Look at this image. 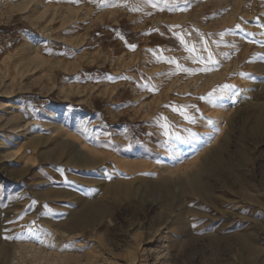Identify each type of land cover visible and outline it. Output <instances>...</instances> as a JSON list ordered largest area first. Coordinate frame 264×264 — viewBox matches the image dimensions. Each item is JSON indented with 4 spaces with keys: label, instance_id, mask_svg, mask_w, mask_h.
<instances>
[{
    "label": "rangeland",
    "instance_id": "rangeland-1",
    "mask_svg": "<svg viewBox=\"0 0 264 264\" xmlns=\"http://www.w3.org/2000/svg\"><path fill=\"white\" fill-rule=\"evenodd\" d=\"M112 3L0 0V247H11L0 264H264L262 234L261 255L247 257L232 234L213 249L219 223L195 230L201 215L227 216L228 230L249 224L233 180L204 201L179 188L169 201L163 189L219 148L230 120L248 128L264 105V0H187L185 11ZM229 83L223 107L209 103ZM184 105L195 106V124L172 110ZM161 117L182 136L198 134L196 143L166 151ZM240 144L247 157L236 172L264 188V140Z\"/></svg>",
    "mask_w": 264,
    "mask_h": 264
},
{
    "label": "bare ground",
    "instance_id": "bare-ground-1",
    "mask_svg": "<svg viewBox=\"0 0 264 264\" xmlns=\"http://www.w3.org/2000/svg\"><path fill=\"white\" fill-rule=\"evenodd\" d=\"M235 76H236L234 77L235 80L233 79L235 83L243 84V78L239 74ZM238 99H239V94L233 95V100H238ZM248 117L252 121L248 128L246 126L245 119L240 118L238 121L230 120V123H232V126L224 134L223 136L224 140L222 141L219 148L217 150L212 151L209 155H207L206 158L201 161V163H198V162H196L197 164L193 163L192 166L194 167V170L191 173V175L187 178L188 180L185 179L182 181V183L177 182L176 185L178 186L176 185L175 187L170 186L172 188H166V187L163 188L165 190L164 192L165 198H167L166 200L169 199V201H170L171 196L169 195L168 191L172 190V192L174 191L175 193V191L178 190V188H179V197L183 198L189 195L188 190H192L193 197L197 198L200 201H204V195H206V193H211L213 191V186L215 183L223 182L222 183L223 187L227 188L234 181L235 186L240 189V195L242 197L241 199L243 200L242 205L250 208V211L247 213L248 217H246L249 224L247 226L239 225L237 227H234V229L232 230H228L227 225L231 222H229L227 216L221 215L220 218L218 217L210 218V217H205L201 215V216H198L200 217V219L198 221L196 220L197 227H195V230L199 232V234L200 233L203 234L206 229L210 227H214L216 223H219L217 224L218 227L215 230L216 232L214 231L215 232L214 234H216V236H213L212 234H211L212 236L210 235L211 237L210 243L213 246V249L215 250V248L216 249L221 248V244H222L221 242H223L221 240L222 239L224 240V238H227L229 235L232 234L231 235L233 236L232 239H234L237 242L238 246L240 247V249H242L244 254L246 253L247 257L253 256V255H259V254L261 255V252H262V248L260 247L261 245H259L257 242H259L258 241L259 235L260 234L264 235V188H260L258 184L255 186L256 180L253 177L240 175V173L238 174V172L236 171H237L238 166L247 157V152H246L245 147H243L240 144L242 140L248 139L251 142H254L255 140H260V141L264 140V123H263L264 122V105H261L260 108L258 110H255L252 114L250 113ZM233 123L236 124L237 127H234ZM231 140L235 141V146H234L233 151L232 149H230L233 143V141ZM196 160H198V157H196L195 161ZM208 177L209 178L211 177L214 179L210 180ZM231 180L233 181L231 182ZM167 192L168 194H166ZM260 192H263V194L259 195ZM85 222H86L85 220L76 219L75 221H73V224H75L78 227ZM175 222L177 225V232L182 234L185 237V240L182 242V245H189L190 240L189 238L186 239V237H189L187 236L188 227L186 225V222H184L183 220H179ZM9 245L11 244L9 243ZM11 246H13V244ZM228 246L229 245H223V248H228ZM8 248L11 249V247H6L4 245L0 247V256L2 254L4 256V259L6 258L5 256H7L6 253H7ZM4 259L2 257V262H4Z\"/></svg>",
    "mask_w": 264,
    "mask_h": 264
},
{
    "label": "snow or ice",
    "instance_id": "snow-or-ice-1",
    "mask_svg": "<svg viewBox=\"0 0 264 264\" xmlns=\"http://www.w3.org/2000/svg\"><path fill=\"white\" fill-rule=\"evenodd\" d=\"M67 2L70 3H76L78 4L80 0H67ZM90 2L95 3L96 0H90ZM103 2V0H101ZM143 5H149L153 8H159V10L163 11L167 9L168 11H185L187 10V0H185V4L183 6L180 5V0H134V3L132 5L133 11H139ZM112 6L115 7L117 4L115 3V0H113ZM239 27V26H237ZM178 38L180 39L181 43H184V38L182 35L177 34ZM223 35L221 34V39H223ZM264 44V41L261 42ZM133 48L135 46H132ZM186 50L189 52H195V47L188 48L187 45H185ZM207 50V49H205ZM159 59V57L157 58ZM193 62H196V60H200L201 63H204L203 58L200 57H192ZM207 61L209 63L215 64L218 63V61L215 59V57L212 55L211 52H209ZM168 63L176 64V70L191 73V69L184 68L181 65L177 64L174 59H170L167 61ZM207 71L208 69H204ZM147 87V86H146ZM235 91V85L225 84L220 86L218 89H214L213 92H210L208 94V101L213 106H219L223 107V104L220 103V101L224 100L226 96L230 98L232 94H234ZM201 99H204V97H201ZM195 108L194 105L192 106H173L172 110L174 112H178L179 115L188 123V124H195L197 122L196 117L189 114L188 108ZM198 111V109H197ZM160 120L164 121L163 123L160 122ZM160 120L157 121V124L160 128L163 129V135L166 138L163 143L162 147L166 149L168 152H172V150L175 148V142H179L181 144H191L192 142L196 141L198 139V134L193 133L190 129H184V131L187 133L186 135H181L179 132L174 131V125L167 120L166 117H161ZM208 123L211 125L212 121H208ZM177 159H179V153H177ZM159 163V161H157ZM29 233L36 236V238L39 240L41 244H43L45 241L43 239H39L38 234L34 232L33 228L28 229ZM51 234L49 233L48 236ZM50 247H55L54 244L49 245ZM65 247H70V245H65Z\"/></svg>",
    "mask_w": 264,
    "mask_h": 264
}]
</instances>
